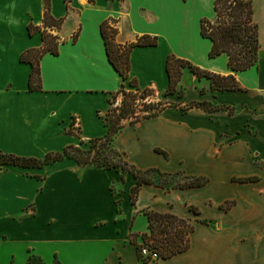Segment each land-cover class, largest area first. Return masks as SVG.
Instances as JSON below:
<instances>
[{"label":"crops","instance_id":"obj_1","mask_svg":"<svg viewBox=\"0 0 264 264\" xmlns=\"http://www.w3.org/2000/svg\"><path fill=\"white\" fill-rule=\"evenodd\" d=\"M43 2L0 0L2 150L17 149L9 141L25 125L45 126L50 134L45 153L79 144L75 135L62 132L70 115L84 137L92 136L86 120L103 128L97 136L104 135L107 126L99 116L110 93L131 88V78L141 88L165 89L169 53L207 71L231 74L243 90L214 91L213 99L234 107L232 113L167 106L126 123L114 137L115 148L136 168L180 173L185 180L205 177L201 185L143 183L132 203L131 173L122 180L114 168L81 166L72 157L28 168L29 174L17 167L2 171L0 264H14L18 257L41 264L37 242L65 246L51 251L53 264H264V0H251L260 47L256 64L244 70L231 69L225 52L208 55L212 42L200 34V20L214 17V0H49L50 14L63 18L49 29L57 36V51L39 58V87L29 89L31 64L20 54L42 43L40 31L29 33L27 25L42 24ZM108 19L115 20L120 44L157 37L155 45L131 48L126 79L106 54L100 24ZM146 209L188 220L193 226L188 248L143 260L128 234L147 230Z\"/></svg>","mask_w":264,"mask_h":264},{"label":"trees","instance_id":"obj_2","mask_svg":"<svg viewBox=\"0 0 264 264\" xmlns=\"http://www.w3.org/2000/svg\"><path fill=\"white\" fill-rule=\"evenodd\" d=\"M43 7V26L54 27L60 25L63 18H54L50 14L49 0H44ZM213 9L215 14L212 19L204 17L200 20V34L203 37H208L212 42L208 52L209 57H214L225 52L228 56V66L233 70H244L255 65L260 44L258 40V26L252 17L251 0H214ZM114 23L115 20L113 19L103 20L100 24V33L104 40L108 60L122 78L126 79L128 78L129 53L131 48L135 45H155L157 37L142 35L137 37L133 42L120 44L115 40L117 28L114 26ZM27 28L29 33L39 30V27L34 26L31 22L28 23ZM75 37L76 34L73 35V39ZM41 39L42 43L39 47L28 48L20 54V60L31 64L28 78L29 89H37L39 87V58L44 52L56 53L57 51L58 41L55 35L42 30ZM183 67H188L197 77L205 76L212 79V86L217 89L243 90L233 75H220L207 71L194 65L189 60L169 53L165 63L168 84L164 94L179 91L177 90V84L180 80L181 69ZM214 78L215 80H213ZM129 82L132 89L126 90L122 87L117 91V93L123 95L121 101L123 107L120 108V112L118 114L113 113L111 115L99 116L107 126V131L104 135L90 137L87 141L75 135L79 138V143L87 147L82 148L79 145L69 144L60 151H48L41 158L19 156L12 153L9 156L20 161V165L24 167H39L42 164L50 163L62 157H72L81 166L90 164L103 169L114 168L120 171L122 180L124 173H131L136 178L134 186L130 189V197L132 203H134L140 185L152 182L148 176L149 173H166L161 172L157 168L138 169L130 164L124 153L115 148L113 144L114 137L126 123H134L141 118L155 116L162 109L171 105L161 102L156 104L148 102L144 104L143 114H134L128 118L126 114L134 113L136 98H146L153 91L150 87H139L134 78H131ZM126 98L129 99L126 100ZM201 103L210 104L207 101L197 102V104ZM117 109L115 108V111ZM122 119H125V121H122ZM206 180L205 177L187 176L186 180L178 184V186H197L203 184ZM111 190L114 191L113 186H111ZM143 213L146 215L148 221L147 230L140 234L135 232L128 234V239L136 243L138 250L143 244H147L150 248L157 251L159 257L166 258L188 248L189 233L193 230V226L188 220L170 212H158L152 209L143 210ZM138 237L141 238L143 244L137 242ZM54 264L59 263L55 260Z\"/></svg>","mask_w":264,"mask_h":264},{"label":"rangeland","instance_id":"obj_3","mask_svg":"<svg viewBox=\"0 0 264 264\" xmlns=\"http://www.w3.org/2000/svg\"><path fill=\"white\" fill-rule=\"evenodd\" d=\"M34 26L39 27L40 33L42 30H46L47 32H50L49 29L51 28H57L58 26L54 27H44L43 22L41 25H35ZM57 37V36H56ZM262 54H264V42L262 44ZM188 70V71H187ZM182 73L180 76V80L177 84V90L170 94H164L165 89L158 90L155 88H152L153 91L149 93L146 98H140L137 97L135 102L136 106L134 109V113L126 114V116L132 117L134 114L141 115L143 114V109L145 108L144 104L151 102V103H165L167 105H171L172 107H178L181 110H203L210 113H215L220 110H226L228 113H232L234 107L228 106V105H222L218 104L213 97L215 96L214 91L221 90L217 89L216 87L212 86V79L207 78L205 76L197 77L195 76L188 67H183L181 69ZM191 73L194 75H191ZM215 80V78L213 79ZM206 82L208 85L207 87H202V84ZM131 88H125L126 90L132 89ZM206 96V97H205ZM123 99V95L121 93H110L108 96V108L106 111H104L101 116L111 115V114H118L120 112V108L123 107L121 101ZM129 98H126L128 100ZM210 102V104H197V102ZM115 108H118L115 111ZM103 121V120H102ZM122 121H125V119H122ZM86 131L89 133V135H92L90 137H97L96 134L103 133V128L98 126L94 121L86 120ZM64 133H71L76 136L82 137L81 139L84 141L88 140V137H84L82 133L80 132V126L78 125V119H76L75 115H70L69 118V127L64 128L62 131ZM23 133V134H22ZM101 136V135H100ZM50 134L48 131H46L45 126H27L21 128L18 136H16L13 140H10L9 142L13 145H16V150H2L0 149V173L2 171H6L7 169H10L12 167L20 168L21 170H26L28 168H34V167H24L20 165V161L15 160L13 157H10L9 154L12 153L14 155L19 156H33L36 158H41L44 156L45 152L43 151L42 147H44V144L49 139ZM74 145V144H73ZM82 148H85L87 146L82 144H77ZM34 147V148H33ZM41 149V150H39ZM47 164H42L38 168L43 169ZM85 166H92L90 164H87ZM26 174H29L28 171H24ZM153 183H158L164 187H173L176 186L182 182L185 181L184 177L180 173L176 174H159L157 172H151L148 175ZM40 177V176H38ZM114 191L118 190V187H113ZM140 240V239H139ZM141 244H143L142 240L139 241ZM144 245V244H143ZM65 247L63 244H60L58 242H37L35 245V248L42 253V260L41 264H53L51 259V251L53 249H60ZM139 251V250H138ZM26 254V249H25ZM57 261V260H56ZM30 264H37L36 261L33 259H30ZM58 262V261H57ZM14 264H27L25 261V258H17V261L14 262Z\"/></svg>","mask_w":264,"mask_h":264},{"label":"built area","instance_id":"obj_4","mask_svg":"<svg viewBox=\"0 0 264 264\" xmlns=\"http://www.w3.org/2000/svg\"><path fill=\"white\" fill-rule=\"evenodd\" d=\"M139 255L145 261L156 260L159 258L157 251L150 248V246L147 244H144L140 247Z\"/></svg>","mask_w":264,"mask_h":264}]
</instances>
